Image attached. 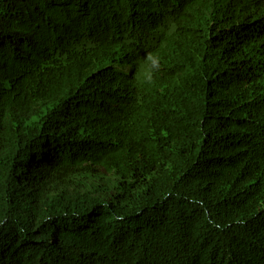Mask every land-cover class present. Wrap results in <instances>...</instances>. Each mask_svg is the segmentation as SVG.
Masks as SVG:
<instances>
[{"label":"trees","instance_id":"trees-1","mask_svg":"<svg viewBox=\"0 0 264 264\" xmlns=\"http://www.w3.org/2000/svg\"><path fill=\"white\" fill-rule=\"evenodd\" d=\"M0 264H264V0H0Z\"/></svg>","mask_w":264,"mask_h":264},{"label":"rangeland","instance_id":"rangeland-1","mask_svg":"<svg viewBox=\"0 0 264 264\" xmlns=\"http://www.w3.org/2000/svg\"><path fill=\"white\" fill-rule=\"evenodd\" d=\"M70 178L65 182L64 188L73 193L86 194L102 202L117 201L115 196L119 194L122 179L101 167H94L93 171L77 173Z\"/></svg>","mask_w":264,"mask_h":264},{"label":"clouds","instance_id":"clouds-1","mask_svg":"<svg viewBox=\"0 0 264 264\" xmlns=\"http://www.w3.org/2000/svg\"><path fill=\"white\" fill-rule=\"evenodd\" d=\"M160 57L149 53L142 62L137 80L140 84L149 85L153 83L155 74L159 71Z\"/></svg>","mask_w":264,"mask_h":264}]
</instances>
